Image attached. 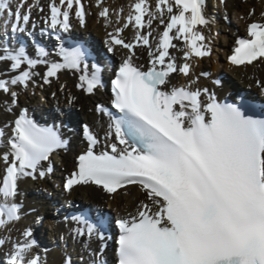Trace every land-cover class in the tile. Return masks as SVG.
<instances>
[{"label": "snow or ice", "instance_id": "1", "mask_svg": "<svg viewBox=\"0 0 264 264\" xmlns=\"http://www.w3.org/2000/svg\"><path fill=\"white\" fill-rule=\"evenodd\" d=\"M12 3L0 0V18L15 21L12 33H23L22 25H28L37 5L22 11L27 0L15 9ZM101 3L98 0V6ZM131 8L126 18L121 16L123 9L117 13V23L121 18L126 22L109 34L108 41L109 51L115 45L130 50L112 81V105L119 115L107 112L109 131L104 142L84 126L88 148L78 157V169L67 178L65 188L71 191L91 184L111 194L127 185L142 187L146 200L136 215L117 221V264H264V114L256 115L255 107L244 102L221 103L208 89L194 88L193 80L171 86V74L187 77L193 57L211 54L202 31L211 23L206 0H156L154 5L136 0ZM73 11L83 24L81 0H59V4L50 0L49 28L69 32ZM109 13L104 7L100 15L108 19ZM253 14L254 10L249 13ZM154 20L164 30L153 44ZM129 25L137 30L135 43L118 38ZM145 27L148 31L143 33ZM174 40L184 42L179 49L183 62L170 52L178 47ZM141 44L149 49L147 70L134 63V49ZM236 44L229 57L232 64L264 58V22L250 23L247 38H238ZM35 52L33 58L20 46L0 54V61L9 62L17 73L0 79V92L9 93L12 103L18 95L12 86L27 88L40 65L47 67L45 83L63 70H72L81 73L78 87L87 93L102 86L100 67L93 66L90 72L80 47L61 46L62 63L50 61L44 47L37 46ZM98 110L105 112L103 106ZM13 133L5 139L0 128V146L7 149L0 157L6 165L0 181V228L21 219V204L16 202L19 182L51 173L50 157L67 146L56 129L38 125L27 110L14 120ZM101 144L104 150H98ZM71 219L78 225L76 236L107 239L103 220ZM24 236V243H16L9 254V264H41L38 256L29 255L36 246L32 232L27 230ZM5 243L0 238V246ZM95 264L105 262L100 259Z\"/></svg>", "mask_w": 264, "mask_h": 264}, {"label": "bare ground", "instance_id": "2", "mask_svg": "<svg viewBox=\"0 0 264 264\" xmlns=\"http://www.w3.org/2000/svg\"><path fill=\"white\" fill-rule=\"evenodd\" d=\"M48 1L49 0H40L41 7L45 8L46 6H48ZM87 1L90 3L88 10L92 11L93 13L88 17L89 24L94 25L102 36L104 35L108 38H110V33L115 34V30L118 27L123 26L126 21L125 19L121 18L119 20V23H117V13H120V10L123 9L121 16L126 18L128 13L130 11H133L131 5L136 2V0H102V3L98 6L96 5V2L98 0ZM216 1H218V5L221 9L222 14L227 16L229 13L232 12L236 18L235 22L238 24V27L236 29H232L229 33L227 30H225L227 32L226 34H228L229 36L228 40L222 43V48H224L225 50H227V48H229L233 44L235 40L236 31L242 32L246 29L248 23L253 20H264V16H262V13H264V0H225L224 4L222 5L220 4V0ZM152 2L153 3L151 4L154 5L156 0ZM104 7H107L110 10L108 19L100 15V12L103 10ZM152 10L154 11L155 8L153 7ZM252 10H254V14L249 15ZM207 16L209 17L208 14ZM109 20L111 21V23H109ZM162 26L163 25L160 24L158 20L153 21V36L151 41L153 44L156 42V34H158V30ZM135 30L136 29H134L133 26H129L128 28L124 29L123 36L129 35ZM147 31L148 28L143 33H146ZM202 31L205 36H208V41H206V43L211 48L212 42L210 40L212 31L210 26H208L207 28H202ZM216 46L217 45L215 43V47ZM178 49L179 48L174 49L173 55L177 54V60L181 61L183 60V57H181V54ZM148 50L149 49L146 46H140L135 48L136 55L134 57V60L138 62H145L150 59L148 56ZM118 54L120 56L128 57L130 53L118 49ZM204 61L205 62L202 64L204 69H211L212 72H215V69L218 66L216 64H213L214 62L211 59H205ZM258 64H261V67H258ZM235 69L237 71L236 73H238L239 84L244 86L251 85L254 89H258V83L264 84V58L260 59L258 62L251 66ZM46 71L47 70H45V67L38 66L36 69H34V72L36 74L33 76L27 88H24L23 86H14L16 87L15 89L17 90L18 94L15 99V103H12L13 98L9 93L0 92V119L3 120L5 124H8L12 120V117L15 116V114L20 113L21 109L19 106L25 101L23 99L21 100V93L24 94L25 98H34L35 95L33 90H37L34 89V83L35 81H37L40 87L45 90L49 96H53L54 94L53 97L57 100L62 101L65 98H68L73 99L79 104H81L86 112L85 115L90 120H92L93 126L97 130H99V124H97L98 115L95 113V111L89 110L90 108L88 102L90 103L93 98L88 95H85L82 88L78 87V84H80V80L73 73L61 71L58 74V78L53 77L51 78V83H45ZM16 74L17 73L11 71L9 62H0V79H10ZM174 77L176 78L177 82L183 80V77H179L177 74H175ZM184 81H187V79H184ZM177 82H175V84H177ZM8 108H11L12 110L8 111ZM99 131L102 132V130ZM2 155L3 152L0 151V157H2ZM74 167L75 166L72 162L71 155H67L66 161L62 162L61 165L58 166V176L66 172H71ZM5 169L6 165L4 164L3 160L0 159V174L5 175ZM35 182L38 187L42 186V184L44 183V181L39 178L35 179ZM25 187L26 178L19 182V195ZM67 193L71 198H79L86 203L94 201L96 204H101L104 202L105 198H112L113 210L118 214H125L127 216L128 214H136L137 208L139 207L140 203L146 200L145 192H143L138 187H132L127 191H118L111 195L112 193L109 194L96 185H78ZM19 195L17 197V201H19ZM17 240L18 239H16V241ZM62 260L63 258L60 257L58 260V264H61Z\"/></svg>", "mask_w": 264, "mask_h": 264}, {"label": "rangeland", "instance_id": "3", "mask_svg": "<svg viewBox=\"0 0 264 264\" xmlns=\"http://www.w3.org/2000/svg\"><path fill=\"white\" fill-rule=\"evenodd\" d=\"M219 40H222V39H220V38H217L216 39V41L215 42H218ZM217 45L219 46V44L217 43ZM216 53V52H215ZM13 88H11V90H12Z\"/></svg>", "mask_w": 264, "mask_h": 264}]
</instances>
